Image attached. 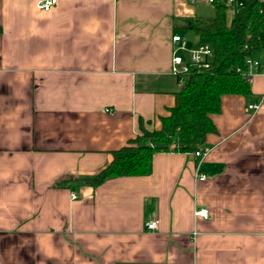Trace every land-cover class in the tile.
<instances>
[{"label":"crops","instance_id":"crops-1","mask_svg":"<svg viewBox=\"0 0 264 264\" xmlns=\"http://www.w3.org/2000/svg\"><path fill=\"white\" fill-rule=\"evenodd\" d=\"M38 1L0 0V264H264V74L222 97L204 156L171 146L147 175L82 179L140 118L160 126L181 89L174 23L215 5Z\"/></svg>","mask_w":264,"mask_h":264},{"label":"trees","instance_id":"trees-1","mask_svg":"<svg viewBox=\"0 0 264 264\" xmlns=\"http://www.w3.org/2000/svg\"><path fill=\"white\" fill-rule=\"evenodd\" d=\"M239 3L235 12L226 2H215L212 17L175 21L176 28L194 32L199 43L213 47L211 66L192 68L189 80L176 93L175 104L160 115V126L149 128L146 123L150 120L140 118L137 136L114 150L105 167L82 176L86 183L98 186L117 176L147 175L154 153L169 150L172 144L177 150L194 152L205 143L209 133L217 131L214 116L222 112L224 95L251 96V83L243 72L248 70L249 57L264 52V0ZM230 10L233 17L228 20Z\"/></svg>","mask_w":264,"mask_h":264},{"label":"built area","instance_id":"built-area-1","mask_svg":"<svg viewBox=\"0 0 264 264\" xmlns=\"http://www.w3.org/2000/svg\"><path fill=\"white\" fill-rule=\"evenodd\" d=\"M195 1V0H192ZM209 3L226 2L230 5L233 12L239 8V0H204ZM58 3V0H39L38 6L46 11L50 10L54 5ZM172 73L178 78V83L182 87L190 78V72L192 68L206 69L211 66L214 59V50L209 43H198L195 46H189V42L186 36L181 33H175L172 35ZM248 70L243 72V76L248 82L251 83L253 77L256 74H264V63L260 59H254L249 57L247 60ZM263 100L248 104V108L257 111L262 104ZM194 154L198 157H202L205 154V150L198 148L194 151ZM195 176L198 180H206L207 174L199 171L196 168ZM72 198H76V194L72 193ZM197 215L208 217V210L201 208L196 210ZM158 226V220L153 219L146 223L148 230H154Z\"/></svg>","mask_w":264,"mask_h":264},{"label":"rangeland","instance_id":"rangeland-1","mask_svg":"<svg viewBox=\"0 0 264 264\" xmlns=\"http://www.w3.org/2000/svg\"><path fill=\"white\" fill-rule=\"evenodd\" d=\"M212 15V14H211ZM214 15V14H213ZM233 17V13L230 10L228 12V20H230ZM181 33L186 35L188 37L189 40H191L192 42H196L198 40L197 36L195 35L194 32L190 31V30H181ZM261 53L258 54L257 52L253 54L252 58L254 59H259L261 57ZM171 146H174V144H172Z\"/></svg>","mask_w":264,"mask_h":264}]
</instances>
